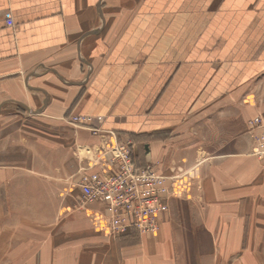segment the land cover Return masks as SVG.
Wrapping results in <instances>:
<instances>
[{
	"label": "crops",
	"instance_id": "1",
	"mask_svg": "<svg viewBox=\"0 0 264 264\" xmlns=\"http://www.w3.org/2000/svg\"><path fill=\"white\" fill-rule=\"evenodd\" d=\"M260 111L264 0H0V260L19 234L4 230V214L49 222L102 165L99 137L68 124L71 114L102 116L139 166L160 161L172 178L158 232L114 241L121 264H183L186 245L196 264V244L216 264L245 253V237L264 238L263 163L246 124ZM87 211L59 244L76 243L86 222L79 242L103 264Z\"/></svg>",
	"mask_w": 264,
	"mask_h": 264
},
{
	"label": "built area",
	"instance_id": "2",
	"mask_svg": "<svg viewBox=\"0 0 264 264\" xmlns=\"http://www.w3.org/2000/svg\"><path fill=\"white\" fill-rule=\"evenodd\" d=\"M8 24L13 25L12 18H8ZM65 120L76 127L90 129L100 139L95 160L103 166L84 172L77 180L78 208L101 204V208H90L89 212L95 227L105 234L124 236L135 231L156 234L159 216L169 210L173 195L172 178L160 171L161 162L139 166L132 141L121 140L115 132L103 129L102 116L72 114ZM247 130L253 141L251 153L263 162L264 111L247 120Z\"/></svg>",
	"mask_w": 264,
	"mask_h": 264
},
{
	"label": "rangeland",
	"instance_id": "3",
	"mask_svg": "<svg viewBox=\"0 0 264 264\" xmlns=\"http://www.w3.org/2000/svg\"><path fill=\"white\" fill-rule=\"evenodd\" d=\"M211 151L215 152V150H211ZM226 151H236V150H226ZM262 163L263 164L261 170L262 173L264 174V161ZM76 182L77 181L73 183L75 186L72 187V191H71L73 192L72 197L70 196V193H68L67 196L68 199H66L67 206L65 207L63 201L62 203L60 202L59 205L62 206H57V209H59V211L51 213V220L49 222L45 223L43 222V219L41 221H37L36 219H33V215L29 216L28 213L13 212L9 214H4L3 216L5 219L3 221L4 230L8 229L7 231L9 232H15V233L17 232V234L18 233L19 234H18V239H16L15 241L16 243L3 246L4 254H3V258L0 260L1 264H92L91 259L86 258L87 249L89 248L90 244H81L79 242V240L81 239L80 237L86 240L87 236L91 234V229L88 228L86 222H83L82 233L79 231L77 232V238L78 237L79 238L76 243L59 244V242L61 241H65L68 238L75 237L74 235H72L73 230H71L75 223L74 218L76 215L84 213L85 211H87L86 209H88V208L81 209L80 207L78 208V201L80 198V194L77 189ZM262 198L264 197H260V199ZM260 206H261L259 208L260 212L258 214L259 216H262L264 215V206L263 205ZM88 210H90V208ZM179 210H180L179 215L184 217L183 220L186 219L189 222V219L191 218V213L187 209L181 208ZM87 212L89 217L93 221L94 226H97L95 221L90 216V212L89 211ZM192 217H195L193 213H192ZM10 220H12V223H10ZM259 230L260 229H258L257 232ZM249 235L251 236V234ZM249 235L245 237L244 240V244H246L245 253L241 251L242 253L240 252V254L238 253L236 256L228 258L225 261V264H264V238H261L258 235H256V238L254 236V239H252ZM50 236L52 239L49 238ZM99 236L103 238V242H102L103 244L101 246L105 249L104 252L100 254L102 255L103 253H106L107 254L106 261L110 262L111 264L113 263L121 264L120 261L121 262L123 261L121 258L123 253L121 252V248L117 243L116 244L118 246L114 245L115 243L114 241L118 240L119 238H126L128 237V235L115 236V235L105 234L102 232V234H100ZM54 240L58 244L50 243V241H54ZM195 240L201 241V239L198 238H196ZM196 245H195V252L198 253L195 256L196 264H216L218 262L217 258L216 259H214L213 257L209 258V256L205 253V251L202 250V248H206L205 245L203 244H198L199 246ZM140 247L136 246L135 248L126 250L124 253L126 255H128L129 252L138 253L137 251ZM191 247L192 246L190 245L188 246L186 245V248H188V252H187V256L185 255L183 257L185 258L182 261L183 264L193 263L192 259L189 256L190 254L189 248L191 249ZM181 251L180 254H182ZM105 255L103 257V264H104ZM257 256H260L259 258H262L263 260L257 261L256 259ZM82 257L83 260L81 263L80 258ZM252 257H254L256 261L252 259ZM202 258H205L206 261H201ZM219 258L220 256L218 257V259Z\"/></svg>",
	"mask_w": 264,
	"mask_h": 264
}]
</instances>
